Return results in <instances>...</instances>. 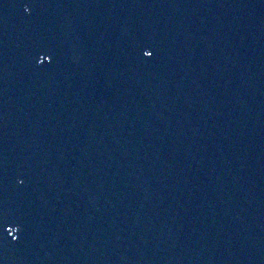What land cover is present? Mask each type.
Returning a JSON list of instances; mask_svg holds the SVG:
<instances>
[{"label":"water","instance_id":"1","mask_svg":"<svg viewBox=\"0 0 264 264\" xmlns=\"http://www.w3.org/2000/svg\"><path fill=\"white\" fill-rule=\"evenodd\" d=\"M0 264H264V0H0Z\"/></svg>","mask_w":264,"mask_h":264}]
</instances>
